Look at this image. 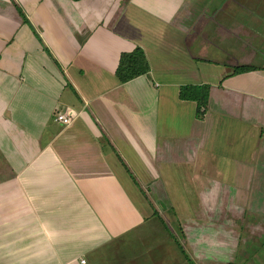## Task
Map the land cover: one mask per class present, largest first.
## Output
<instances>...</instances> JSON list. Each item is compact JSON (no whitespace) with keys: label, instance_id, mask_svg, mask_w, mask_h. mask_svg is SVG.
I'll list each match as a JSON object with an SVG mask.
<instances>
[{"label":"crops","instance_id":"crops-1","mask_svg":"<svg viewBox=\"0 0 264 264\" xmlns=\"http://www.w3.org/2000/svg\"><path fill=\"white\" fill-rule=\"evenodd\" d=\"M183 1L0 0V181L13 180L0 186V264H210L212 254L196 249L195 235L184 228L177 236L174 219L164 216L179 214L156 181L174 180L173 167L165 168L177 161L189 170V184L193 177L205 186L197 204L204 223L190 220L188 208L187 227L211 226L206 212L215 198L208 200L207 185L213 173L202 172L201 162L211 169L219 158V175L242 196L237 219L260 231L249 217L264 216L258 201L264 197V64L239 74L229 69L218 83L223 88L209 94L222 107L209 102L203 119L195 117L194 101L178 98L181 84L167 78L158 84L150 64L127 82L115 76L121 52L140 46L149 62V43L137 31L141 20L169 26ZM244 2L230 0L228 9L204 14L212 19L219 12L235 29L245 17L264 18V0L248 10ZM60 8L68 23L54 13ZM165 31L158 43L177 49L178 40ZM193 42L207 41L186 44ZM64 106L77 111L65 126L53 119L54 108ZM186 124L191 135L174 145L170 139ZM140 184L165 200L159 217ZM199 239L207 248L209 237Z\"/></svg>","mask_w":264,"mask_h":264},{"label":"rangeland","instance_id":"rangeland-1","mask_svg":"<svg viewBox=\"0 0 264 264\" xmlns=\"http://www.w3.org/2000/svg\"><path fill=\"white\" fill-rule=\"evenodd\" d=\"M208 1L184 0L180 4L178 12L171 19L172 21L170 20L171 24L169 26L168 22L163 26H160L158 23L155 24L146 22V20H141L143 26L137 31H141L144 41L149 43V46H145L149 54L148 64H150L152 71H154L155 75L158 77L154 79L158 84L159 82L163 83L165 81L164 78L175 81L174 83L179 82L180 84H195L205 81V83L209 84V94H211L212 89L215 90L217 87L219 88L218 85L221 83L222 85L224 84L227 80V75L230 72L228 74L226 73L233 66L249 63L264 64V25L261 24V22L264 21V18H258L259 22H257V20L245 17L242 20H239V22L242 23V25H240L241 27L236 29L229 28L226 27L225 22L230 20L221 18L219 12L215 14L212 19H209L205 16L204 11L206 10V12H209L211 10L215 12L219 11V9H228L230 6H233V4L228 3L230 0H226L227 3L224 1L222 4V0ZM244 1L245 2L242 5H244L245 10H248L246 8H251L258 4V0ZM262 4L264 5V3ZM61 9L62 8L54 11V13L62 15V19L65 21L67 15L65 11ZM263 9L264 8L261 10ZM187 10L191 11V15L185 16ZM65 22L68 23L69 20L67 19ZM177 22L178 26H175V28L172 29V25ZM205 22H208L207 28H205ZM176 27L178 29H176ZM170 28L173 30L174 34L168 32L171 31L169 30ZM164 29L166 30L165 33H167L166 38L169 37L178 40L176 46L177 49L171 50L173 47H166L164 45V43H166L164 40L161 41L160 44L158 43L159 40L157 39L162 35L164 37ZM175 30H179V32H175ZM200 37L201 39L205 37L207 42H204V45L203 43H201V45H198V43L195 45L194 42L189 45L186 44V41H198V38ZM171 43L172 42L169 41L168 44L171 45ZM161 45L165 46L164 49L160 47ZM219 82L220 84H218ZM247 86L249 87L251 85L247 83ZM218 93L219 92L215 93V95ZM221 94L223 93H220V95ZM208 99V104L211 102V105L216 107V109L222 107L221 104H217L216 99L211 100L210 95ZM187 127L188 124L184 127L181 126L179 130L177 129L178 134L170 139L174 145L187 142L188 136L191 135H188ZM44 135L45 134L41 135V139H46ZM188 142L193 145L192 138H190ZM40 143H43V141ZM198 158L199 156H197L196 159ZM197 161L200 160L198 159ZM201 165L202 172H205L204 170H206V173L208 174L211 172L213 173V178L210 179V182L207 185L209 191H211L208 200L212 201L215 198L213 203H210L214 204L212 210L206 212V216L209 218L211 226L203 227V225H196L194 227H187V218L190 213L188 208H192L193 210L189 215L190 220L197 219V221L202 223L205 217V214L202 211L203 208L197 205L200 203L199 199H204L205 197V195L202 194L203 192H201L202 188H205V186H201L197 181L202 179L196 180L193 179V177L190 180V184L188 183L189 180L185 177L187 176L186 172L188 169L183 161L168 164L170 168H165V171H167L171 170L173 167L172 172L175 173L174 180L158 179L156 181L158 184V193L164 194L165 196L163 197L165 199L173 198L174 206L177 209L176 213L179 214L177 216V214L174 212L172 214L170 211L165 213V219H174V223L170 225L177 236L183 235L184 228L186 233L194 234L196 238V249L209 250L212 254L210 264H264V216L249 217V220H254L252 223H258L255 224H257L256 226L260 230L259 232H252L256 230L254 226L246 228L241 226L238 222L237 215L240 214L238 209H240V200H242V196H237L235 194V192H237V187L234 184H231L230 181L226 184L221 174L219 175L218 171L221 166L220 159L218 158L211 161V169L207 166L205 167L203 162H201ZM208 170H210V172ZM215 173L218 175L214 177ZM187 177L189 178V176ZM11 181L13 180L10 178H3L0 181V186H10L12 185L10 183ZM169 181L172 183H168ZM234 181L237 182L238 180L235 179ZM202 184L205 185V183ZM140 185L142 187L141 189L139 188V190L142 192L146 190L149 203L150 200H152V202L154 201V205H156L157 208L153 207V213L155 216L159 217L157 211L162 210V207L165 205V200L163 199V203L155 200L156 197L144 188V184ZM240 187L241 185H239V189ZM227 190L229 193L228 195ZM221 192L222 196H219L221 195ZM263 198V196H259V200H256L261 203L264 202ZM225 208H228L229 210H225ZM182 222L185 224L184 227L181 226ZM260 234L261 236H259ZM204 235L208 236L210 239L209 242H206L207 248H204L202 243H198V240H200L199 236ZM257 236H259V238ZM185 242L183 248L188 247L187 241ZM67 246L70 247L72 244H67ZM255 251V256L251 255ZM186 253H188V250H186ZM243 256H252L253 259H244ZM233 261L234 263H232ZM79 262L84 264L85 260L80 259ZM199 262V259H195V264H198Z\"/></svg>","mask_w":264,"mask_h":264},{"label":"trees","instance_id":"trees-1","mask_svg":"<svg viewBox=\"0 0 264 264\" xmlns=\"http://www.w3.org/2000/svg\"><path fill=\"white\" fill-rule=\"evenodd\" d=\"M19 12L23 17V21L26 22L27 20L20 9ZM259 68H260L259 66L252 64H238L232 67L231 74H239L251 70H256ZM148 71H149V64L146 59L145 53L140 46L134 47L131 51H125L119 54L118 63L115 68V76L119 81V83H124L137 76L144 75ZM178 98L180 100H185V101H194L195 117L197 119H203L207 111V104L209 98V84L208 83L181 84L178 88ZM135 181H136L135 183L137 184L138 181L137 180ZM238 222L242 226V220L239 219ZM256 251L253 252L251 255L255 256ZM232 263H234V261ZM190 264H194V263L190 262Z\"/></svg>","mask_w":264,"mask_h":264},{"label":"built area","instance_id":"built-area-1","mask_svg":"<svg viewBox=\"0 0 264 264\" xmlns=\"http://www.w3.org/2000/svg\"><path fill=\"white\" fill-rule=\"evenodd\" d=\"M53 117L55 121L64 126L70 125L77 117V111L71 106L56 107L53 110Z\"/></svg>","mask_w":264,"mask_h":264}]
</instances>
